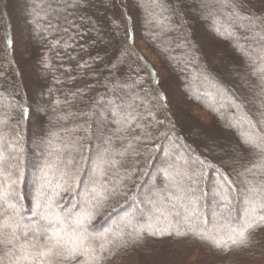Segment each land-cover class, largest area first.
<instances>
[{"label":"snow or ice","instance_id":"obj_1","mask_svg":"<svg viewBox=\"0 0 264 264\" xmlns=\"http://www.w3.org/2000/svg\"><path fill=\"white\" fill-rule=\"evenodd\" d=\"M117 2L51 0L41 11L46 13L48 29L53 28L51 16L69 26L64 32L73 30L79 35L77 18L91 20L88 9H107ZM134 2L137 8L143 7L140 0ZM119 3L120 24L111 30L109 45L90 63L78 65L85 69L95 65L92 74L102 77L98 81L100 87L117 98L85 99L83 89L72 97L84 104L79 109L81 117L95 118L93 123L101 134L104 121L111 116L116 126L113 135L121 142L114 146L112 136L103 137V148L94 158H88L89 168L82 175L77 157L82 159L89 148L87 119L78 126L84 136L52 133L47 139L41 138L39 144L50 158L44 159L34 180L27 215L21 189L23 138L9 119L14 111H19L21 118L30 115L33 104L40 112L46 109L33 98L24 104L11 102L13 111L0 116V264H109L122 251L151 239L188 235L216 248L246 247L264 228V0H200L197 10L201 16L224 21L214 25L212 31L229 39L240 62L222 53L214 56L189 40L183 53L184 66H174V70L185 74V95L196 102L207 97L218 105L211 110L223 120L221 127L236 136L233 144L210 132L202 133L197 136L201 144L211 145L206 152L187 144L178 127L180 114L169 110L170 89H166L155 66L144 60L136 47L138 19L127 14L123 0ZM222 7L224 12L220 11ZM154 23L160 27V34L169 28L163 13ZM92 30L100 35V28L94 25ZM166 52L167 48L162 49V53ZM165 58L170 64L182 62L175 56ZM192 64L197 79L208 85L207 91H191L187 73ZM0 79L2 101L5 93L12 96L16 90H8L9 81L2 71ZM95 87L90 86L91 90ZM55 103L61 102L57 99ZM225 110L227 114L222 116ZM92 134L95 136V132ZM157 141L161 150L164 141L171 145L165 166L146 174L154 177L152 183L138 184V176L145 175L139 162ZM209 171L215 174L212 179L208 178ZM234 174L237 180H233ZM234 199L243 204L245 218L226 241L198 230L199 223L206 224L210 218L203 214L205 205L210 216L224 219L231 216ZM124 202H128L127 207ZM114 214L119 218L106 229L96 225L97 219L103 224L114 219Z\"/></svg>","mask_w":264,"mask_h":264},{"label":"trees","instance_id":"obj_2","mask_svg":"<svg viewBox=\"0 0 264 264\" xmlns=\"http://www.w3.org/2000/svg\"><path fill=\"white\" fill-rule=\"evenodd\" d=\"M50 2L51 0H0V31L2 30L3 34L0 37L3 41L0 42V71L7 76L8 90H16L12 96L4 94L3 100L0 101V116L13 111L9 107L11 102L24 104L33 98L39 100L46 109L45 112H40L37 105L33 104L30 115L21 118L19 111H14L13 117L9 119V123L17 126V131L23 138L22 166L24 175L31 173L35 176L34 180L39 175V169L42 167L44 159L50 158L43 150L44 146L39 144L40 139H47L52 133H60L61 136L73 134L84 136L85 133L78 129L84 119L88 120L90 127L87 138L88 151L84 153L82 159L77 157L82 175L89 168L88 158H94L95 153L103 148V137L112 136L114 146L121 142L113 135L116 126L112 123L111 116H108V119L104 121L101 134L100 128L96 123H93L95 118L81 117L79 109L84 108V104L74 101L72 97L73 93L83 89L86 93L85 99L89 96H106L109 100L117 98L113 92H106L105 88L100 87L98 81L102 77L92 74L95 71V65L91 69L78 67V65H83L85 62L90 63L97 53H102L109 45L112 36L111 30L120 24L121 4L119 0L114 6L107 9L100 6L88 9V15L92 17L91 20L77 18L79 35L73 30L64 32L63 29L69 26L62 19H52L51 16H49V20L53 28L48 29V23L44 20L46 13L41 11V7ZM140 2L143 7L137 8L134 0H123L126 10L128 4H132L138 19L136 47L142 58L150 65L155 66L166 89H170L169 110L180 114L181 119L178 127L183 130L187 144L199 152H206L211 145H202L200 139L197 138L206 131L225 142L234 144L236 142L234 133L223 129L221 127L223 120L218 119L217 114L211 110L218 105H215L207 97H201V102L187 97L183 88L185 74L174 70V66H184L183 53L189 40L214 56L222 53L239 63L240 57L230 46L229 39L224 35H216L212 31L214 25L219 26L224 21L218 17L201 16L197 10L200 0H184L186 5H191L192 2L191 20L183 14V8L173 5V0H159V3L152 2V0H140ZM168 3H171V8L168 7ZM220 11L224 12L225 9L222 7ZM7 13L8 16L10 15L9 17ZM161 13L166 17V23L169 25L168 30L162 34H160V27L154 23ZM127 14H130L128 10ZM69 15L71 18V14ZM57 25H59L58 28ZM94 25L101 29L100 35L92 30ZM9 29H13L11 31L15 34L14 39ZM44 29L48 30L44 31ZM9 42L11 47H9ZM140 44L145 46L154 59L139 49ZM164 48H167L168 52L162 53ZM168 56H175L177 60L182 61L181 64L175 65V62L170 64L165 58ZM42 61H46V63H42ZM188 67L187 75L191 77L189 84L191 91L194 94L207 91L208 85L197 79L195 65L192 64ZM67 69H72V71L68 72ZM0 83H3L2 79H0ZM91 85L96 86L95 90H91ZM24 93H27V96ZM57 99L61 102L59 105L55 103ZM66 99L69 101L67 104L65 103ZM137 111L142 113L143 109L137 108ZM105 114L107 115V113ZM226 114L227 110L221 113L222 116ZM60 116H68V119H60ZM173 119H175V115ZM93 132H95V136L92 134ZM163 143V150L160 148V141H157L154 146H150L151 152L145 153L140 160L139 166L145 175L138 176V184L141 181L152 183L154 177H149L146 174L165 166L168 149L171 145L166 141ZM211 158L209 155L208 159ZM207 175L209 179H212L215 174L209 171ZM232 178L233 180L238 179L235 174ZM26 179H29L28 176ZM23 180L21 189L25 199H28L25 202V214L27 215V208L31 207L30 194L34 191V181L32 187L26 188L23 186ZM127 204L128 202H124L125 207ZM243 207L241 202L234 199L231 216L218 219L215 216H210L205 205L203 214L210 218L206 224L200 222L198 230L214 236L219 241H226L231 235L232 229L239 227L243 222L245 218ZM114 217L103 224L100 219H97L95 223L106 229L119 218L115 214ZM109 264H264V228L253 236L250 245L246 247L216 248L192 235L184 238L151 239L144 245H137L122 251L115 260L109 261Z\"/></svg>","mask_w":264,"mask_h":264},{"label":"rangeland","instance_id":"obj_3","mask_svg":"<svg viewBox=\"0 0 264 264\" xmlns=\"http://www.w3.org/2000/svg\"><path fill=\"white\" fill-rule=\"evenodd\" d=\"M128 1V0H127ZM9 2V1H8ZM9 4V3H8ZM171 3H168V7L169 8H171V5H170ZM191 5H186V3L184 2V0H173V5L174 6H176V7H178V8H183L184 9V11H183V14L188 18V19H190V17H191V14H192V12H191V9H192V2L190 3ZM1 9H2V11H3V7L1 6ZM5 9V8H4ZM127 10L129 11V13L130 14H132V15H135V9L132 7V4H128V6H127ZM191 12V13H190ZM7 16H8V13H7ZM10 16V15H9ZM8 16V17H9ZM191 20V19H190ZM10 30V29H9ZM12 31H13V29H11ZM9 31L10 33H11V36H13V39L15 38V34H14V32H12V31ZM103 33H106V32H103ZM3 34H2V30L0 31V37L2 36ZM139 41V40H138ZM138 41H137V44H138ZM0 42L2 43L3 41H2V39H0ZM139 49L141 50L142 49V51L147 55V56H149L151 59H154V56L149 52V51H147L146 49H145V46H143V45H139ZM84 170V169H83ZM28 176V178L29 179H26V176ZM25 175H24V180H23V186H25L26 188H30V187H32L33 186V181H34V178H35V176L33 175V174H31V173H25ZM28 201V199H25V202H27Z\"/></svg>","mask_w":264,"mask_h":264}]
</instances>
